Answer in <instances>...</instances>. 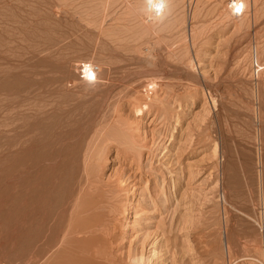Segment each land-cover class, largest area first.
Returning <instances> with one entry per match:
<instances>
[{
    "label": "rangeland",
    "instance_id": "obj_1",
    "mask_svg": "<svg viewBox=\"0 0 264 264\" xmlns=\"http://www.w3.org/2000/svg\"><path fill=\"white\" fill-rule=\"evenodd\" d=\"M168 3L0 0V264H95L87 178L104 264H264V0Z\"/></svg>",
    "mask_w": 264,
    "mask_h": 264
},
{
    "label": "bare ground",
    "instance_id": "obj_2",
    "mask_svg": "<svg viewBox=\"0 0 264 264\" xmlns=\"http://www.w3.org/2000/svg\"><path fill=\"white\" fill-rule=\"evenodd\" d=\"M237 1V0H235ZM168 2V0H167ZM241 2V1H240ZM107 5V4H106ZM169 5V3H168ZM145 6L142 7L144 8L143 10L145 11ZM170 6V5H169ZM239 7L238 9H242L241 11H243V4L241 3H237L234 5V7H232L233 9L231 10L234 14V8H237ZM171 8V7H170ZM107 10V9H106ZM142 10V11H143ZM143 12H141L142 16H143ZM238 12V11H237ZM236 13V12H235ZM110 14V13H109ZM145 15V14H144ZM169 14H167L168 16ZM108 16V15H107ZM166 16V17H167ZM105 17V16H104ZM146 17V16H144ZM165 17V18H166ZM142 18V17H141ZM178 20V19H177ZM148 22L151 23V25L154 23L156 24L155 22L151 21V20H148ZM145 21V25H147L146 23H148ZM238 23V22H237ZM240 23V22H239ZM169 24V23H168ZM175 24V23H174ZM140 25V24H139ZM166 25V24H165ZM242 23L240 24V27H241ZM143 26V24H142ZM149 28H146L148 29L147 31H150L152 30V28L149 26V24L147 25ZM146 26V27H147ZM244 26V25H243ZM140 27V26H139ZM155 27V26H154ZM157 27V25H156ZM173 27V26H172ZM175 27V26H174ZM145 28V26H144ZM143 28V30H144ZM151 28V29H150ZM119 29V28H118ZM138 29V28H137ZM155 29V28H154ZM238 29V28H237ZM142 30V28H141ZM163 30V29H162ZM242 30V29H241ZM153 31V30H152ZM193 32V31H192ZM140 33V32H139ZM147 34V32H146ZM145 34V35H146ZM149 34V33H148ZM147 34V36H148ZM143 36V35H142ZM194 37V36H193ZM192 37V38H193ZM147 38V37H146ZM194 39V38H193ZM234 58V57H233ZM255 62L258 63L259 59H258V52L257 50H255ZM97 68L91 66L90 69L86 68V72H88L89 74V80H93L92 76L94 74H97ZM91 77V79H90ZM152 80V79H150ZM153 81V80H152ZM151 81V83H152ZM154 84V82H153ZM138 102V101H137ZM115 116V115H114ZM118 124V123H116ZM112 139V138H110ZM217 152V151H216ZM89 158V157H88ZM91 161V160H90ZM89 161V162H90ZM95 161V160H93ZM93 165V164H92ZM91 167V166H90ZM91 176V175H90ZM87 181H88V184H90L89 186V190H88V195H86V200L84 199V203L81 204L78 208H77V214H75V216L72 218V222L70 223V226L68 228V234L67 235H64L66 237H63V238H66V239H69L68 242H64L66 245H61V246H65L67 247V245H70L72 242L75 243V252L79 253V256L82 255L83 253V250H82V245H85V244H89L88 246V251L87 254L85 253V255H88L91 260L95 263V264H104L108 261V259H111L113 256H111V258H108L106 261H104L106 259V248L109 247L107 245V243L110 245L112 244L111 242H109V238L110 237V234H109V231H111L110 229L112 228H109L108 225H106L108 222L104 221L105 219H109L110 216L113 214V212H111L112 214H110V212L108 213L107 212V206H105L103 200H102V194H103V189L99 186V184H92V180H90L89 178H87ZM108 188H110L108 186ZM107 188V189H108ZM114 188V187H112ZM117 188V187H116ZM115 188V189H116ZM86 189V188H85ZM102 189V190H101ZM105 190V189H104ZM85 191V190H84ZM116 192V191H115ZM118 192V191H117ZM118 194V193H117ZM110 206V205H108ZM116 208V207H115ZM113 209V210H116V209ZM91 212V214H89L88 212ZM106 211V212H105ZM112 211V210H111ZM116 212V211H115ZM118 212V211H117ZM87 214V215H85ZM114 216L116 215L113 214ZM71 216V215H70ZM118 216V215H117ZM113 217V216H112ZM119 218V217H118ZM117 218V219H118ZM118 222V221H117ZM111 223V222H110ZM112 224V223H111ZM115 224V223H114ZM115 228H116V225H114ZM115 228H113L114 230H116ZM112 229V230H113ZM63 231V230H62ZM113 234V233H111ZM112 236V235H111ZM72 239V242H70ZM64 240V239H63ZM62 240V241H63ZM58 241V240H57ZM67 241V240H65ZM63 243V244H64ZM62 244V242H61ZM72 246V245H71ZM74 246V245H73ZM111 246V245H110ZM85 247V246H84ZM60 248V247H59ZM69 248V247H68ZM56 249V248H55ZM64 249V248H63ZM70 249V248H69ZM68 249V250H69ZM86 249V248H85ZM109 249V248H108ZM112 249V248H111ZM106 251V252H105ZM110 251V249H109ZM109 251L107 253H109ZM113 251V250H112ZM51 252V251H50ZM82 252V253H80ZM114 252V251H113ZM72 253V252H71ZM89 253V254H88ZM48 255V254H47ZM109 255V254H108ZM112 255V254H111ZM83 256V255H82ZM87 257V256H86ZM108 257V256H107ZM88 258V257H87ZM113 260V259H112ZM50 261V260H49ZM91 261V262H92ZM104 261V263H103ZM115 261V260H114ZM81 263V262H80ZM109 264V263H108ZM111 264V263H110ZM113 264V263H112ZM116 264V263H115Z\"/></svg>",
    "mask_w": 264,
    "mask_h": 264
},
{
    "label": "clouds",
    "instance_id": "obj_3",
    "mask_svg": "<svg viewBox=\"0 0 264 264\" xmlns=\"http://www.w3.org/2000/svg\"><path fill=\"white\" fill-rule=\"evenodd\" d=\"M145 4V15L153 22L162 21L171 11L167 0H145ZM241 10L238 9L237 11ZM133 264H145V258L139 257L133 261Z\"/></svg>",
    "mask_w": 264,
    "mask_h": 264
}]
</instances>
